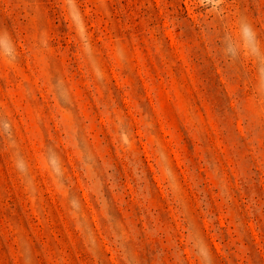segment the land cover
Returning <instances> with one entry per match:
<instances>
[{"label": "rangeland", "instance_id": "rangeland-1", "mask_svg": "<svg viewBox=\"0 0 264 264\" xmlns=\"http://www.w3.org/2000/svg\"><path fill=\"white\" fill-rule=\"evenodd\" d=\"M0 264H264V0H0Z\"/></svg>", "mask_w": 264, "mask_h": 264}, {"label": "clouds", "instance_id": "clouds-1", "mask_svg": "<svg viewBox=\"0 0 264 264\" xmlns=\"http://www.w3.org/2000/svg\"><path fill=\"white\" fill-rule=\"evenodd\" d=\"M241 38L243 39L245 46L249 49L253 48L255 42V33L252 27L248 24L242 23L239 28Z\"/></svg>", "mask_w": 264, "mask_h": 264}]
</instances>
